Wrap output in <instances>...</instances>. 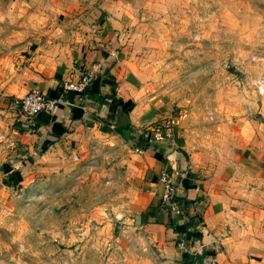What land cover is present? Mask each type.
<instances>
[{"label":"rangeland","instance_id":"1","mask_svg":"<svg viewBox=\"0 0 264 264\" xmlns=\"http://www.w3.org/2000/svg\"><path fill=\"white\" fill-rule=\"evenodd\" d=\"M27 1L0 7V86L26 71L73 69L77 50L106 30L154 114H189L209 138L228 116L264 113L255 84L264 77V0ZM4 98L0 132L23 128L28 119ZM6 108L17 112L11 120ZM110 124L39 161L30 153L16 165L1 147L0 264H171L135 219L140 145Z\"/></svg>","mask_w":264,"mask_h":264},{"label":"crops","instance_id":"2","mask_svg":"<svg viewBox=\"0 0 264 264\" xmlns=\"http://www.w3.org/2000/svg\"><path fill=\"white\" fill-rule=\"evenodd\" d=\"M27 2L0 0V7L9 11L25 8ZM111 38L106 30L90 36L77 50L73 69L70 61L66 67L42 69L41 74L26 71L5 80L0 94L6 101L31 88L60 101L52 112L35 118L34 133L26 131L28 122L21 124L23 128L6 126L0 132V149L9 148L18 157L10 160L16 165L31 157L39 161L85 128L100 129L110 123L117 128L126 113L140 145L135 155L140 211L135 219L147 241L163 249L166 262L264 264V113L228 116L225 123L207 130L215 134L209 138L204 136L206 129L200 132L192 125L189 114H154L150 102L140 97L139 77L125 68ZM84 71L93 74L87 91L80 96L64 92L62 81H74ZM10 109L5 111L9 120L17 114ZM164 175L171 179L174 193L163 205ZM180 240L187 249L178 247ZM188 254L201 255V262H188Z\"/></svg>","mask_w":264,"mask_h":264},{"label":"built area","instance_id":"3","mask_svg":"<svg viewBox=\"0 0 264 264\" xmlns=\"http://www.w3.org/2000/svg\"><path fill=\"white\" fill-rule=\"evenodd\" d=\"M93 74L91 72H81L78 78L74 81H66L63 84V91L72 92L76 96L83 95L92 81ZM257 91L264 94V77L259 78L255 82ZM60 101L52 98L39 89H32L26 92L23 96H14L8 100V104L19 110L27 119L28 123L25 125L27 132H35V118L42 113H49L54 110L57 103ZM174 193V187L169 177L164 175V188L160 196V202L164 205L169 201ZM178 247L184 249L185 244L183 240L178 242ZM187 249V248H186Z\"/></svg>","mask_w":264,"mask_h":264},{"label":"trees","instance_id":"4","mask_svg":"<svg viewBox=\"0 0 264 264\" xmlns=\"http://www.w3.org/2000/svg\"><path fill=\"white\" fill-rule=\"evenodd\" d=\"M107 97L109 98V96H107ZM127 129H129V125H126V126H117V128H116V132H118L119 134L123 135V131H124V130H127ZM186 260H187L188 262H192V261L195 260V261H197L198 263H200L201 260H202V256L199 255V254H197V255L188 254V255L186 256Z\"/></svg>","mask_w":264,"mask_h":264},{"label":"water","instance_id":"5","mask_svg":"<svg viewBox=\"0 0 264 264\" xmlns=\"http://www.w3.org/2000/svg\"><path fill=\"white\" fill-rule=\"evenodd\" d=\"M128 123H129L128 115L126 113H122V115L120 116V119H119L118 126H126V125H128ZM137 219H138V217H137Z\"/></svg>","mask_w":264,"mask_h":264}]
</instances>
